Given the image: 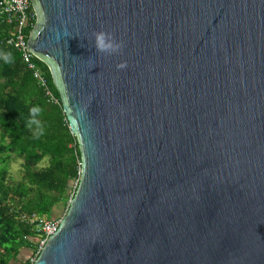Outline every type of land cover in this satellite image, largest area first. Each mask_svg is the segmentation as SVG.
I'll return each mask as SVG.
<instances>
[{"label": "water", "instance_id": "1", "mask_svg": "<svg viewBox=\"0 0 264 264\" xmlns=\"http://www.w3.org/2000/svg\"><path fill=\"white\" fill-rule=\"evenodd\" d=\"M31 4L81 152L35 264H264V0Z\"/></svg>", "mask_w": 264, "mask_h": 264}, {"label": "trees", "instance_id": "2", "mask_svg": "<svg viewBox=\"0 0 264 264\" xmlns=\"http://www.w3.org/2000/svg\"><path fill=\"white\" fill-rule=\"evenodd\" d=\"M30 9L36 17L32 4ZM12 31L13 26L0 18V264H30L37 234L19 215L35 212L55 218L59 209L67 212L79 179L81 152L48 66L35 57L58 102L38 83L22 54L7 44ZM9 54L11 62H6ZM33 108L40 109L35 117ZM32 119L40 125L29 127ZM14 157L23 160L20 179L10 175ZM45 159L47 164L40 165Z\"/></svg>", "mask_w": 264, "mask_h": 264}, {"label": "built area", "instance_id": "3", "mask_svg": "<svg viewBox=\"0 0 264 264\" xmlns=\"http://www.w3.org/2000/svg\"><path fill=\"white\" fill-rule=\"evenodd\" d=\"M30 7L31 0H0V18L5 19L13 26V31L7 39V44L15 47L22 54L24 61L32 70L34 77L38 80V83L47 89L48 94L54 102H58V99L53 95L48 87L47 78L34 60L36 55L33 51L28 50V40L35 23V19H37L34 17V13L31 12ZM80 177L81 168L79 172V179L75 181L73 186L75 192L79 185ZM62 217L63 216L48 218L45 215H40L35 212L20 213V220L29 224L37 234V245L29 255L30 264H35L49 237L55 234L59 229Z\"/></svg>", "mask_w": 264, "mask_h": 264}, {"label": "clouds", "instance_id": "4", "mask_svg": "<svg viewBox=\"0 0 264 264\" xmlns=\"http://www.w3.org/2000/svg\"><path fill=\"white\" fill-rule=\"evenodd\" d=\"M95 35V48L98 52L113 54L119 52L123 47V42L116 41L114 35L107 31L101 30L94 33ZM6 62H11L10 54L4 57ZM127 66L126 62H122L117 65L118 68L123 69ZM32 116L35 117L39 112V108H33ZM29 127L32 124L40 125V122L36 119H32L29 122Z\"/></svg>", "mask_w": 264, "mask_h": 264}, {"label": "rangeland", "instance_id": "5", "mask_svg": "<svg viewBox=\"0 0 264 264\" xmlns=\"http://www.w3.org/2000/svg\"><path fill=\"white\" fill-rule=\"evenodd\" d=\"M23 160L19 157H14L10 163V175L12 178L20 179L23 174V166H22ZM47 164V160H43L40 165ZM66 209L61 208L58 211L55 212L57 217L64 216Z\"/></svg>", "mask_w": 264, "mask_h": 264}, {"label": "crops", "instance_id": "6", "mask_svg": "<svg viewBox=\"0 0 264 264\" xmlns=\"http://www.w3.org/2000/svg\"><path fill=\"white\" fill-rule=\"evenodd\" d=\"M22 253H23L24 256H27L28 251L25 249V250L22 251Z\"/></svg>", "mask_w": 264, "mask_h": 264}]
</instances>
